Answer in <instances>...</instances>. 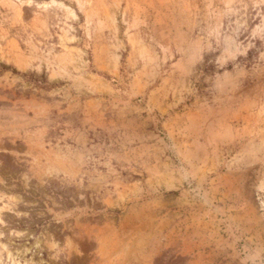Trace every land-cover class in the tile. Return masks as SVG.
Wrapping results in <instances>:
<instances>
[{"label": "rangeland", "instance_id": "rangeland-1", "mask_svg": "<svg viewBox=\"0 0 264 264\" xmlns=\"http://www.w3.org/2000/svg\"><path fill=\"white\" fill-rule=\"evenodd\" d=\"M0 264H264V0H0Z\"/></svg>", "mask_w": 264, "mask_h": 264}]
</instances>
